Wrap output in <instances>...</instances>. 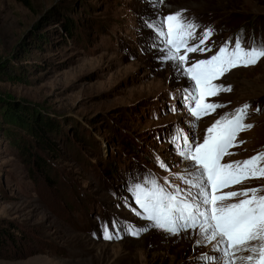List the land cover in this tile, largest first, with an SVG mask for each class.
<instances>
[{"label": "rangeland", "instance_id": "rangeland-1", "mask_svg": "<svg viewBox=\"0 0 264 264\" xmlns=\"http://www.w3.org/2000/svg\"><path fill=\"white\" fill-rule=\"evenodd\" d=\"M25 1L0 0V229L11 235L0 264H223L216 242L203 241L198 228L152 227L130 189L155 181L186 191L181 177L194 168L173 138L201 143L208 127L244 104V123L253 127L238 134L243 143L222 163L264 152V58L214 81L231 91L207 97L222 106L196 120L185 99L193 82L162 59L165 46L150 25L182 12L197 25L189 45L211 29L203 45L211 51L188 53L191 66L237 36L246 48L264 41V0ZM4 102L49 124L46 148L6 119ZM250 188L264 195V178L219 192ZM249 254L237 252L235 264Z\"/></svg>", "mask_w": 264, "mask_h": 264}, {"label": "snow or ice", "instance_id": "snow-or-ice-1", "mask_svg": "<svg viewBox=\"0 0 264 264\" xmlns=\"http://www.w3.org/2000/svg\"><path fill=\"white\" fill-rule=\"evenodd\" d=\"M150 27L156 30L165 46L166 54L162 59L174 62L176 70L193 82L191 88L185 90V99L191 102L188 111L196 120L222 106L206 102L207 97L217 96L221 91H231L230 86L218 85L214 81L233 68L249 67L264 58V41L246 48L242 38L237 36L234 44L225 42L208 59L187 66L188 53L211 51L203 45L212 35V30L205 29L199 44L189 45V41L195 37L197 25L185 22L182 12L170 14L160 24ZM248 108L249 105L244 104L230 118L226 116L216 120L206 129L201 143L190 142L182 134L173 138L177 143L178 154L191 161L194 168L189 174L190 178L181 177L189 186L186 191L177 187L175 192H168L155 181L150 182V187L136 184L130 189L145 218L152 222V227L171 234L198 228L203 241L216 242V250L224 257L223 264H235L233 257L242 250L250 253L243 257L245 264H264L262 189L219 192L249 178H264V152L242 161L222 163V159L231 154L228 151L231 147L243 143L236 140L238 134L253 127L252 124L244 123ZM238 197L236 202H227ZM127 231L133 235L139 234V231L131 228ZM104 238H113L107 226ZM116 238H119V233H116ZM203 259L213 257L204 256Z\"/></svg>", "mask_w": 264, "mask_h": 264}, {"label": "trees", "instance_id": "trees-1", "mask_svg": "<svg viewBox=\"0 0 264 264\" xmlns=\"http://www.w3.org/2000/svg\"><path fill=\"white\" fill-rule=\"evenodd\" d=\"M23 3L26 4L27 2L23 0ZM3 106V114L6 116V119H8L9 121H14L19 125L26 127L25 129H27V131L31 135L35 136L39 141H41V143H39L38 145L41 148H46L45 146H47L49 142L46 140V138H44L43 133L45 129H48V127H50L47 122H45L42 118H36L32 111L24 110L21 106L13 105L9 102H4ZM19 109L23 111L22 114L18 113ZM36 122H39V124H37ZM20 147L21 150L24 151V154H27L29 156L27 147L25 145ZM31 158H33V163L35 162V164L40 166L44 165L43 160L39 156H37V154L33 155V157ZM10 236L11 235L7 234L4 229H0V247L3 246L4 240L9 238Z\"/></svg>", "mask_w": 264, "mask_h": 264}]
</instances>
